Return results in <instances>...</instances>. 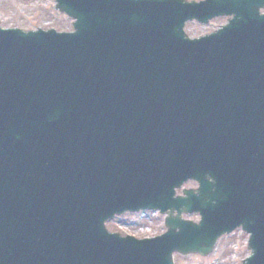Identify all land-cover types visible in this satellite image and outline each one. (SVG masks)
Listing matches in <instances>:
<instances>
[{
	"label": "water",
	"instance_id": "obj_1",
	"mask_svg": "<svg viewBox=\"0 0 264 264\" xmlns=\"http://www.w3.org/2000/svg\"><path fill=\"white\" fill-rule=\"evenodd\" d=\"M56 10L73 33L0 25V264H174L238 229L264 264V0ZM145 211L164 235L107 230Z\"/></svg>",
	"mask_w": 264,
	"mask_h": 264
},
{
	"label": "rangeland",
	"instance_id": "obj_2",
	"mask_svg": "<svg viewBox=\"0 0 264 264\" xmlns=\"http://www.w3.org/2000/svg\"><path fill=\"white\" fill-rule=\"evenodd\" d=\"M204 1V0H188ZM56 0H0V24L4 29L19 28L26 31L55 29L58 32H72L73 20L61 14L55 8ZM227 19H217L207 25L188 23L186 33L190 38H199L217 31L227 24ZM197 185L189 182L185 189H194ZM194 222L197 215L185 217ZM112 233L133 236L137 239L154 238L166 232L165 217L158 213L127 214L107 224ZM248 236L241 231L222 237L213 254L175 255V264H243L249 257Z\"/></svg>",
	"mask_w": 264,
	"mask_h": 264
}]
</instances>
